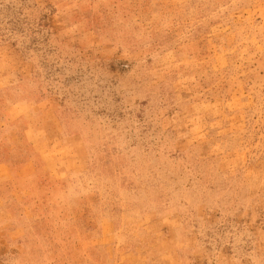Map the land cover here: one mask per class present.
I'll return each instance as SVG.
<instances>
[{"label":"rangeland","instance_id":"rangeland-1","mask_svg":"<svg viewBox=\"0 0 264 264\" xmlns=\"http://www.w3.org/2000/svg\"><path fill=\"white\" fill-rule=\"evenodd\" d=\"M6 183L0 264H264V0H0Z\"/></svg>","mask_w":264,"mask_h":264},{"label":"crops","instance_id":"crops-1","mask_svg":"<svg viewBox=\"0 0 264 264\" xmlns=\"http://www.w3.org/2000/svg\"><path fill=\"white\" fill-rule=\"evenodd\" d=\"M43 170V168H41L40 170H37L33 173V175H37L39 174V172H41ZM39 171V172H38ZM33 186H37L38 183H32ZM13 185L6 183L5 187L3 188V190L1 189L0 191V201L3 202H12L15 201L17 198V195H19V190H17L16 188L12 187ZM22 233V231H21Z\"/></svg>","mask_w":264,"mask_h":264}]
</instances>
